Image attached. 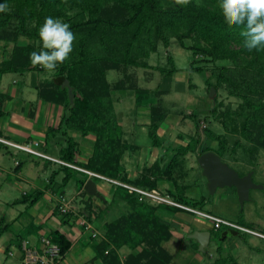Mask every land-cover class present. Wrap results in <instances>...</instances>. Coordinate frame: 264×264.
I'll return each mask as SVG.
<instances>
[{"label":"trees","instance_id":"16d2710c","mask_svg":"<svg viewBox=\"0 0 264 264\" xmlns=\"http://www.w3.org/2000/svg\"><path fill=\"white\" fill-rule=\"evenodd\" d=\"M0 3L8 7L6 12L0 13V44L13 45L11 50H6L7 58L0 62V75L42 70L39 66L31 65L30 53L40 50L37 47L38 30L46 17L59 18L69 23L76 37L69 58L54 72L55 81H47L39 90L41 99L65 108V115L57 129L66 137V146L62 150L63 161L79 164L76 166L147 191L158 190L163 178L174 179L175 169L183 164L179 155L185 157L195 152L201 141L199 135L192 138L186 147L177 149L165 170L160 162H156L146 168L139 179L130 181L121 160L133 146L124 140L112 94L113 91H133L138 107L152 97H159L162 94L160 90L139 88L131 71L138 68L155 70L165 79H171L178 71L171 50L167 51V67L150 65L148 60L160 47L168 49L174 41L181 48L191 51L194 58H201L191 63L194 71L207 73L208 65L214 67L207 78L208 93L212 87L216 90L211 106L216 105L221 88L230 97L239 99L241 106L237 114L244 118V136L250 142L256 137L254 142L264 147V50L249 53L242 47L240 29H230L224 22L216 7L218 0H191L186 6L174 5L173 0H67V4L61 0H0ZM21 39H28L30 44L20 46L18 43ZM187 40L193 44L188 46ZM221 62L229 64L219 66ZM109 71H121L124 77L110 84L107 79ZM65 79L75 94L72 103L68 88L64 87ZM3 99V95H0V116L4 115ZM214 110L211 109V112ZM197 112H192L188 117L198 132L201 119ZM149 114V137L153 147H161L158 132L166 117L162 103L150 105ZM69 130L78 131L84 136L96 135L94 152L87 164L77 163L79 148L74 139L68 136ZM202 131L210 143L201 146L199 155L214 152L222 159L225 156L224 138L207 129ZM63 168L69 171L63 180L65 187L77 170ZM89 177L86 174L77 179L79 190L85 189ZM174 182L179 185L178 180L174 179ZM177 188L180 192L176 195L170 191L163 193L196 210L205 203V197L194 200L184 196V189L180 185ZM116 192L130 205L132 214L107 226L105 238L97 246L99 254L106 252L107 257L114 258L112 262L120 264L116 249L123 246L135 249L144 244L146 247L138 255L130 256L126 264H175L172 255L163 246L172 238V234L170 225L162 219L160 211L163 208L176 211L181 209L153 204L147 200L140 202L136 193L122 187H118ZM38 197L25 196L13 204L32 205ZM6 223L5 217L0 218V238L10 228ZM236 225L252 230L243 224ZM222 228L211 231L213 234L223 230L219 236L221 245L234 238L245 240L243 237L248 235L237 228L225 225ZM51 237L60 246L64 257L70 249V243L57 232ZM224 261L218 259L213 264H222Z\"/></svg>","mask_w":264,"mask_h":264},{"label":"crops","instance_id":"0c3cea01","mask_svg":"<svg viewBox=\"0 0 264 264\" xmlns=\"http://www.w3.org/2000/svg\"><path fill=\"white\" fill-rule=\"evenodd\" d=\"M18 44L20 46H27L30 44V41L28 39H21ZM6 46L4 43L0 44V62L7 58L8 53L6 50H11L13 45ZM174 59L176 63V58L174 57ZM176 67L178 71L171 79H163L167 87L162 90L161 88L158 89L162 93L159 97H152L141 107L136 105L141 114V117L136 122L137 126L135 125V130L138 132L136 139L140 140L138 142L139 146L130 144L126 140L124 131L126 124L119 118V114L116 112L124 133V140L133 146L131 150L125 152L121 160V165L124 167V171L130 181L139 179L146 168L152 167L156 162H160L162 169L165 170L175 156L177 149L179 147H186L192 141V138L198 135L201 141L195 152L200 151L201 146L203 147L206 144V134L201 129L197 132L194 122L188 116L192 112L209 108L211 103H206L204 98L193 97L191 95L189 101L192 103L188 106L189 112L185 115L183 112L174 115L166 114L165 120L162 122L158 132L161 147L156 148L152 145L149 137L150 105L161 104H158V101L162 102L161 97L170 91V88H168L170 84L176 83L178 87H188L190 89L196 86L193 82L194 70L191 68V71H189L191 66L189 68H178L176 63ZM42 74L45 76H42ZM207 78L205 76L204 81L206 84ZM47 81H55V75L54 73H46L44 69L40 72L33 71L25 74L9 73L0 75V95L4 97L2 100L4 115L0 116V138L14 144L38 142L41 152L53 158L63 160L62 150L66 146V137L57 129L65 115V108L62 105L43 100L39 97V90ZM31 89H35L36 93L33 94ZM127 91L130 90L112 92L115 110L117 103L122 100V96ZM153 100H157V102L155 103ZM50 130H53V132L50 133ZM68 136L72 139L75 138L74 141L78 144L77 163L87 164L94 152L96 135L88 134L84 136L78 131L69 130ZM143 137L147 138L146 144L142 143ZM140 145H143L145 148H142ZM189 154L193 155L195 153L191 152ZM187 156L188 154L184 158L186 159ZM185 159H183V163ZM43 161L39 163L35 160L34 156L18 151L12 148V146L0 143V180L8 183V187L16 189L21 193L20 198H16L13 202H10V205L12 203L13 208H23V210H18L19 213H16V216L9 219L12 227L5 233H9L8 240L5 243L3 242V244L0 243V254L4 256L0 260V264H22L20 246L23 240L28 241L30 245L35 247L39 245V239L43 234L53 236L56 232L63 235L70 243V249L64 256L62 264H116L112 262L114 258L107 257L108 254L106 252L99 254L97 246L105 238L108 230L107 226L122 217H128L132 214L130 205L116 192L118 186L108 182L103 183L102 180L96 182V178L93 180L92 178L94 177H89L87 182L92 181L97 190L96 195H90L86 193L85 189H78L77 179L84 177L86 173L77 170V173H74L75 176L63 187V180L69 171L63 167L56 166L51 161L45 159ZM227 162L230 161L228 160ZM166 178L161 180L158 191L162 192L161 189L163 192L172 191L176 195L180 192L177 188L180 185L184 189V196L194 200L205 197L201 191L194 192L191 196L188 193L190 191L189 186L180 183L176 185L174 179ZM71 182H74V185H72L71 192L68 194L67 190ZM206 185L205 183V187ZM59 191L61 192L59 193ZM35 195L39 197L32 205L13 204L15 201L24 199L25 196L33 198ZM61 195H64L70 202L71 209L69 214L63 215L58 211L57 201ZM160 214L162 219L170 225L172 238L168 242L163 243V246L172 255L175 264H200L203 262L205 257L199 253L201 251L197 248L200 244L192 235L197 231L210 232L211 234V224L207 220L200 219L199 217L195 218L194 215H191L192 213L181 210L176 211L171 208H163ZM3 217L8 222L6 216ZM82 218H86L97 231L98 237L96 239H93L89 233L82 229L79 224ZM194 222L202 224L205 226V229L195 228L191 230ZM249 231H254V229L252 228ZM260 234L264 235L262 232ZM211 240L212 234L210 235L208 246L202 252L207 251ZM236 240V238L230 239L225 244L235 243L236 245ZM176 241L183 242V244L178 245ZM187 243H189L188 246L186 245ZM170 246L175 250L174 254L169 250ZM144 247L146 246L143 244L135 249H130L128 246L116 249L119 263L126 264L130 256L138 255ZM210 257L213 256L210 255ZM209 263L212 264L211 262Z\"/></svg>","mask_w":264,"mask_h":264},{"label":"rangeland","instance_id":"374dc122","mask_svg":"<svg viewBox=\"0 0 264 264\" xmlns=\"http://www.w3.org/2000/svg\"><path fill=\"white\" fill-rule=\"evenodd\" d=\"M186 43L188 46L193 44L190 40H187ZM168 50H171L170 52L173 57L176 58L178 68H189L191 62L196 60L200 61L201 59L200 57L194 58L191 51L181 48L179 44L174 41L168 49L160 47L157 53L151 55L148 63L158 67H167L168 59L166 51ZM225 64L229 63L221 62L218 65L222 66ZM201 67L204 66L202 65ZM213 68L212 65H208L206 70L208 71L207 73H198L192 70L193 82L196 86L191 89L188 87H178L176 83H173L172 85L170 84V86H168L170 91L161 97V103L166 114L169 113L174 115L181 112H183L184 115L187 114L189 112L188 106L192 103L189 101L191 95L193 97L204 98L206 103L213 102V98L211 99L210 95H208L209 86L204 81L205 76L207 78ZM189 71H191V67ZM131 73L138 79V82L136 81V83L139 85V88L156 91L160 88L162 90L167 87V84L163 82L164 76L159 71L138 68L131 71ZM42 76L45 75L42 74ZM123 77L121 71H109L107 76L110 84H115ZM31 92L35 94L36 90L31 89ZM135 99L134 92L127 91V93L122 96V100L117 103L116 112L119 114V118L126 124V127H124L126 140L130 144L139 146L138 142L140 140L136 139L138 132L135 129L137 126L136 122L139 117H141V114L135 104ZM153 101H155V103L157 102V100ZM158 104H160V101H158ZM215 106L213 104V107L210 105L209 108L197 112L198 118L201 119V131L207 129L208 131H212L216 136H222L225 142V156L221 159L222 162L228 164L240 175L247 174L248 172L253 173L254 182L259 183V185L262 186V189L251 190V201L245 202L242 207L239 203L237 191L234 187L218 189L216 195L209 192L207 185V188L205 187V183L207 184L206 178L203 176V171L197 162L201 156L199 155V150L197 153L194 152L195 154L193 155L188 154L186 159L183 155H179V159L185 160L181 166H178L175 169L173 174L174 179L178 180L180 184L189 186L190 191L188 193L191 196L194 192L201 191V193H203L205 196V203L198 207L199 210L212 213L213 215L228 220L235 225L243 224L254 229V231L248 232V235L243 237L245 240L237 238L236 245L235 243H228L229 245L224 243L221 245L219 236L222 234L223 230L219 233H213L207 251L199 252L205 257L200 264H210L209 262L213 264L218 259L226 260V262L224 261L222 264H264V235L260 234V232L264 234V147L254 142L256 141V137L253 138V142H250L247 141L244 136L242 131L244 118L241 117L240 114H237L241 106V101L239 99L230 97L228 92L224 88H221ZM213 108H215V110L212 113L211 109ZM144 134H142V136H144ZM144 139H142V143L146 144L147 138L145 137ZM209 143L210 139L207 138L205 146L209 145ZM140 146L145 148L143 145ZM34 158L39 163L44 162L43 159L39 157ZM228 160L230 162H227ZM56 166L60 165L56 164ZM99 180L101 179L95 181L99 182ZM1 181L2 180H0V218L6 216L8 221L6 224L9 223V225H11L10 227H12L9 219L16 216L15 214L19 213L18 210H23V208H13L12 203L10 205V202H13L16 198H20L21 193L16 189L8 187V183L4 181L1 183ZM102 182L106 183L107 181L102 180ZM73 183L74 182H71V186L69 185L67 190L68 194L71 192L70 189L72 188V185H74ZM161 191L163 192L162 189ZM60 192L61 191H59V193ZM194 217L207 220L196 214ZM195 228L205 229V226L194 222L191 230ZM222 229H224V227ZM210 231L215 232L212 228H210ZM7 238H9V233L1 238L0 243H5L8 240ZM176 242L178 245L183 244V242ZM188 244L189 243L186 245L188 246ZM218 249H220L221 252H219L220 250ZM169 250L173 254L175 253V250L171 246ZM210 255L213 257H210ZM3 257L4 256L0 254V260L3 259Z\"/></svg>","mask_w":264,"mask_h":264},{"label":"clouds","instance_id":"9594fccd","mask_svg":"<svg viewBox=\"0 0 264 264\" xmlns=\"http://www.w3.org/2000/svg\"><path fill=\"white\" fill-rule=\"evenodd\" d=\"M61 2L67 4V0ZM190 2L173 0V4L179 6H186ZM216 7L230 29H240L245 50L249 53L264 50V0H218ZM7 10V5L0 3V13ZM38 37L37 47L40 50L30 53V63L53 74L69 58L76 37L69 23L51 16L45 18L38 30Z\"/></svg>","mask_w":264,"mask_h":264},{"label":"built area","instance_id":"2783aa9c","mask_svg":"<svg viewBox=\"0 0 264 264\" xmlns=\"http://www.w3.org/2000/svg\"><path fill=\"white\" fill-rule=\"evenodd\" d=\"M0 143H3L8 146H12V148L18 151L24 152L26 154L32 155L34 157H39L41 159L51 161L54 164H59L61 167H68L74 170L82 171L88 174L90 177H96L101 180H105L108 183H111L115 186L125 188L133 193H136L139 197L140 202L147 200L153 204L170 205L173 207L180 208L181 210L192 213L194 215L196 214L198 216L204 217L205 219H207V221L210 222L211 228L213 230H219L222 228V226L225 225L230 228L240 229L244 232H251L247 229L241 228L235 225L234 223L228 220L222 219L220 217H217L213 214L202 212V211L193 209L191 207L185 206L181 203H178L174 201L169 194H166V193L164 194L163 192H160L158 190L147 191V190L135 187L133 185L126 184L119 180L107 178V177L98 175L96 173L86 171L66 161L48 156L39 150L40 144L38 142L28 143V144H14L9 141H6L3 138H0ZM57 207L63 215L70 213V209H71L70 202L64 195L59 196L58 201H57ZM79 224L84 231H86L92 236V238L98 237L97 231L93 228L92 224L86 218H82L79 221ZM21 251H22V260H21L22 264H62L63 259H64V257L61 254L60 246L57 243L53 242L52 237L49 234L47 235L43 234L39 239V245L35 247L30 245L28 241H24L22 243Z\"/></svg>","mask_w":264,"mask_h":264},{"label":"water","instance_id":"95a60500","mask_svg":"<svg viewBox=\"0 0 264 264\" xmlns=\"http://www.w3.org/2000/svg\"><path fill=\"white\" fill-rule=\"evenodd\" d=\"M64 87L68 88L70 102H73L75 94L68 80H64ZM216 95L215 88H211L210 98ZM198 163L203 171V176L207 180V187L211 194H215L218 189L234 187L237 191L238 200L243 207L245 202L250 200V191L261 189L262 186L256 185L252 180V173L240 176L238 172L232 169L228 164L222 162L221 158L214 152H207L200 156ZM86 193L96 195V186L92 181L85 185ZM210 232H195L192 237L196 239L200 246V251H204L209 244Z\"/></svg>","mask_w":264,"mask_h":264},{"label":"flooded vegetation","instance_id":"af4514ba","mask_svg":"<svg viewBox=\"0 0 264 264\" xmlns=\"http://www.w3.org/2000/svg\"><path fill=\"white\" fill-rule=\"evenodd\" d=\"M250 172H248L247 174H249ZM239 174V173H238ZM247 174H242V175H240V176H245V175H247ZM253 176H254V174L252 173V180H253ZM253 182H254V180H253ZM256 185H259V183H256V182H254ZM260 186V185H259ZM262 189V188H261ZM251 192V191H250ZM249 197H250V195H249ZM249 201H251V199L249 200Z\"/></svg>","mask_w":264,"mask_h":264},{"label":"bare ground","instance_id":"6f19581e","mask_svg":"<svg viewBox=\"0 0 264 264\" xmlns=\"http://www.w3.org/2000/svg\"><path fill=\"white\" fill-rule=\"evenodd\" d=\"M210 95V94H209ZM99 175V174H98ZM102 176V175H101ZM94 178H96V177H94Z\"/></svg>","mask_w":264,"mask_h":264}]
</instances>
